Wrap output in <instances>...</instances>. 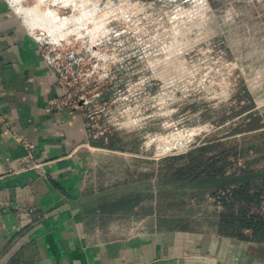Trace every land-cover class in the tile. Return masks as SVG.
Masks as SVG:
<instances>
[{
    "label": "rangeland",
    "instance_id": "1",
    "mask_svg": "<svg viewBox=\"0 0 264 264\" xmlns=\"http://www.w3.org/2000/svg\"><path fill=\"white\" fill-rule=\"evenodd\" d=\"M10 1L46 55L60 54L67 94L51 99L97 143L79 177L89 207L138 203L106 225L182 227L194 207L214 211L217 187L264 175V0ZM211 144L207 157L231 150L222 182L176 180L186 154Z\"/></svg>",
    "mask_w": 264,
    "mask_h": 264
},
{
    "label": "crops",
    "instance_id": "2",
    "mask_svg": "<svg viewBox=\"0 0 264 264\" xmlns=\"http://www.w3.org/2000/svg\"><path fill=\"white\" fill-rule=\"evenodd\" d=\"M54 73L21 12L0 0V264H264V245L217 232V207L195 205L172 229L148 220L125 236L106 225L79 189L97 143L79 112L50 110Z\"/></svg>",
    "mask_w": 264,
    "mask_h": 264
},
{
    "label": "trees",
    "instance_id": "3",
    "mask_svg": "<svg viewBox=\"0 0 264 264\" xmlns=\"http://www.w3.org/2000/svg\"><path fill=\"white\" fill-rule=\"evenodd\" d=\"M214 144L188 152L185 156L190 157L188 163L174 170L176 180L191 181L202 177L204 184L221 183L230 166L228 156L231 150L224 154L205 156L208 149L216 147ZM103 147L111 149L112 146ZM216 190L215 197L219 191L225 192L219 201L221 209L217 215V232L250 244L264 245V175L252 181L246 179L219 186ZM131 208L130 203H110L101 205L98 211L102 215H112L121 210L130 211Z\"/></svg>",
    "mask_w": 264,
    "mask_h": 264
},
{
    "label": "built area",
    "instance_id": "4",
    "mask_svg": "<svg viewBox=\"0 0 264 264\" xmlns=\"http://www.w3.org/2000/svg\"><path fill=\"white\" fill-rule=\"evenodd\" d=\"M36 39V38H35ZM36 41H37V43H38V52L39 53H41L45 58H46V60L48 61V63L53 67V69H54V71L55 72H57V74H59L60 73V69H62V65L61 64H59L58 63V60H59V58H60V54L58 55V54H54V56L53 57H51V58H49L47 55H46V49H48V48H43V45L40 43V39H36ZM50 52V51H49ZM60 74H59V79H60ZM63 77V76H62ZM60 81H63V79L61 78L60 79ZM58 82V84L59 85H61V82ZM65 94H67V93H62V95H59V96H61V97H64L65 96ZM49 108H50V110H52V111H58V112H60L61 110H63L64 108H66V106H62V105H59L58 103H57V101H56V99H51L50 100V103H49ZM25 145L28 147V148H31V146H29L28 144H26L25 143ZM225 194V192H223V191H219L218 193H217V196L215 197V200H216V207H217V209L218 210H220L221 209V207H220V203H219V201H220V197H222L223 195Z\"/></svg>",
    "mask_w": 264,
    "mask_h": 264
},
{
    "label": "bare ground",
    "instance_id": "5",
    "mask_svg": "<svg viewBox=\"0 0 264 264\" xmlns=\"http://www.w3.org/2000/svg\"><path fill=\"white\" fill-rule=\"evenodd\" d=\"M13 1H14V0H13ZM23 10H24V9H23ZM36 12H37V11H36ZM32 13H33V11H32ZM37 13H38V12H37ZM82 13H83L82 15L85 14L84 11H83ZM33 14H35V12H34ZM39 14H40V13H39ZM39 14H38V15H39ZM50 14H51V13H50ZM43 15H44V14H43ZM82 15H80V18H81ZM85 15H86V14H85ZM36 16H37V15H36ZM41 17H42V15H41ZM43 17H45V15H44ZM53 18H54V17H53ZM77 18L79 19V17H77ZM77 18H76V19H77ZM55 19H56V18H55ZM84 19H85V17H84ZM52 20H53V19H52ZM74 20H75V19H74ZM33 21H34V20H33ZM48 21H49V20H48ZM65 21H66V19H65ZM69 22H71V21H69ZM45 23H47V22H45ZM49 23H50V22H49ZM64 23H65V22H64ZM64 23L62 22L61 24H64ZM76 23H77V22H76ZM50 24H51V23H50ZM66 24H67V22H66ZM31 25H32V24H31ZM29 26H30V25H29ZM49 27H50V26H49ZM46 28H48V26H47ZM54 29H55V28H53V30H54ZM51 30H52V29H51ZM53 30H52V31H53ZM54 35H55V34H54ZM57 36H58V35H57ZM57 38H59V37H57Z\"/></svg>",
    "mask_w": 264,
    "mask_h": 264
}]
</instances>
